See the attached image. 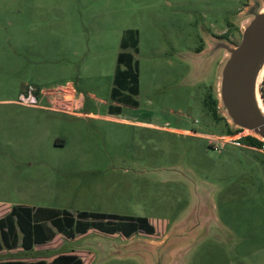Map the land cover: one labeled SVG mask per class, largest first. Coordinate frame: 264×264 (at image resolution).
I'll return each instance as SVG.
<instances>
[{"label":"rangeland","instance_id":"rangeland-1","mask_svg":"<svg viewBox=\"0 0 264 264\" xmlns=\"http://www.w3.org/2000/svg\"><path fill=\"white\" fill-rule=\"evenodd\" d=\"M250 1L0 0V173L10 179L61 170L72 186L55 197L93 204L86 210L145 216L153 227L65 240L92 252L91 264H145L144 254L128 255L129 245L160 240L168 242L153 252L172 247L169 264H264V142L245 147L251 133L232 130L218 107L225 52L206 61L197 55L217 39L240 42ZM123 51L137 61V105L118 103L113 92ZM67 80L88 109L107 113L119 104L125 121L58 113L41 120L17 105L23 84L53 91ZM209 97L221 119L206 105ZM237 131L239 144L230 136L219 144V135ZM59 137L65 145H55Z\"/></svg>","mask_w":264,"mask_h":264},{"label":"crops","instance_id":"crops-1","mask_svg":"<svg viewBox=\"0 0 264 264\" xmlns=\"http://www.w3.org/2000/svg\"><path fill=\"white\" fill-rule=\"evenodd\" d=\"M74 84L72 81L67 80L65 84L61 85L70 88L68 90L70 92L68 100L71 105L66 109L48 105H23L19 103L17 105L23 107L24 115L36 116L41 120L48 117V113H58L76 118L125 121L118 116L122 109L119 104H115L120 107L119 113L115 114L110 113L109 109L107 113H99L88 109L85 105L83 94L78 91ZM25 86L23 84L18 91V95L24 90ZM144 124L153 129L166 132H176L203 139L207 138V133L205 132L172 128L154 123ZM55 145H65V138L59 137ZM9 176H11L10 179L5 174L0 176V191L4 192L2 197H0V219L9 214L13 207L21 208L18 210L23 215V218L21 220L22 227L18 224V219L13 216L11 220L0 228V264H67V260H62L61 258L69 255L80 258L82 264H91L94 258L92 252H85L79 248H68L65 245V240L87 235L91 230L104 234L112 233L90 227L83 233L77 232L73 236H67L53 223V218L56 216L55 210H66L72 217H75L78 211L115 213L96 211V209L86 210L91 208L93 204H80L78 200L68 202L65 199L60 200L59 197H55L53 194L57 193L60 188L67 187V184L72 186V181L70 179L67 180L68 176L61 170L37 173L28 177L16 175V173ZM80 186L81 184L78 185V188ZM31 214L34 218L30 219L29 215ZM85 220H88V218ZM7 227H9V230ZM51 231L54 233L53 237L45 239Z\"/></svg>","mask_w":264,"mask_h":264},{"label":"water","instance_id":"water-1","mask_svg":"<svg viewBox=\"0 0 264 264\" xmlns=\"http://www.w3.org/2000/svg\"><path fill=\"white\" fill-rule=\"evenodd\" d=\"M243 15L248 20L242 27L241 40L237 45H230L224 40L217 39L211 43L208 50H203L197 55L202 61H206L220 51L225 52L226 58L222 62L216 82L218 107L232 130H247L264 142V100L261 93L264 78V7L262 2L250 1ZM166 242L168 241L132 243L127 253L129 256L136 253L144 254L142 258L145 264H169L170 257L174 253L172 247L171 250L165 247L162 252H153ZM147 250L152 251L144 252Z\"/></svg>","mask_w":264,"mask_h":264},{"label":"trees","instance_id":"trees-1","mask_svg":"<svg viewBox=\"0 0 264 264\" xmlns=\"http://www.w3.org/2000/svg\"><path fill=\"white\" fill-rule=\"evenodd\" d=\"M134 44V51H137L136 41ZM121 47L126 48L129 43L127 39L123 38L121 41ZM199 48L197 52L201 51ZM113 92L118 94V103L137 105V100L133 97L134 94L138 92V68L137 61H135L134 55L130 52L123 51L119 54L118 64L114 70L113 78ZM261 93L264 100V78L261 87ZM206 105L210 109V112L216 119H221L217 114V99L209 97L206 100ZM110 113H119V105H109L108 107ZM242 130V129H238ZM227 132H232L229 128ZM234 133V132H233ZM244 140L250 145L260 147L263 142L259 138L248 134L244 136ZM19 207H13L9 214L4 218L0 219V228L11 220L13 216L18 219V224L22 227L21 220L23 215H21ZM56 216L53 218V223L56 227L65 233L67 236H73L77 232H85L88 228L93 227L100 231L107 233L120 232L124 235L129 236L135 230H144L145 232L152 233L153 227L149 223L147 217L145 216H122L118 214H109L101 212H91V211H78L75 217H72L70 213L66 210H55ZM29 218H34L31 214ZM88 218V220H85ZM84 219V220H83ZM9 230V227H7ZM26 233V232H25ZM54 233L51 231L48 237L45 239H51ZM62 260H67V264H82V260L75 256H64Z\"/></svg>","mask_w":264,"mask_h":264},{"label":"built area","instance_id":"built-area-1","mask_svg":"<svg viewBox=\"0 0 264 264\" xmlns=\"http://www.w3.org/2000/svg\"><path fill=\"white\" fill-rule=\"evenodd\" d=\"M69 89L70 88L68 86H60L55 88L53 91H48L46 89H39L32 84H27L24 87V90L19 93L17 102L23 105H42L40 104V100L47 96L49 100L48 106L66 109L69 105H71L70 101L68 100L70 96V92L68 91ZM55 95H57L58 98H56ZM226 136H230L231 140L235 141L241 138L240 131L233 133V135H219L220 145H223L227 141L225 140L226 138L224 139ZM235 141L233 142L234 144H239L238 140L237 142Z\"/></svg>","mask_w":264,"mask_h":264},{"label":"flooded vegetation","instance_id":"flooded-vegetation-1","mask_svg":"<svg viewBox=\"0 0 264 264\" xmlns=\"http://www.w3.org/2000/svg\"><path fill=\"white\" fill-rule=\"evenodd\" d=\"M247 144H248V143H247ZM245 147H248V148H251V149H256V148L259 149V147L254 146V145H250V144H248V145L245 144Z\"/></svg>","mask_w":264,"mask_h":264}]
</instances>
